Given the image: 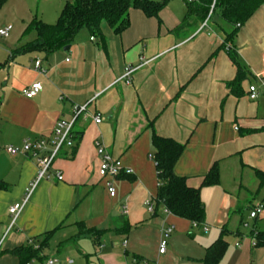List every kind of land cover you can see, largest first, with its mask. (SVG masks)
<instances>
[{
    "label": "crops",
    "instance_id": "crops-1",
    "mask_svg": "<svg viewBox=\"0 0 264 264\" xmlns=\"http://www.w3.org/2000/svg\"><path fill=\"white\" fill-rule=\"evenodd\" d=\"M69 1L0 5V30L12 27L6 39L0 38V264H19L12 252L26 246L40 249L44 258L27 264L52 259L78 264V257L87 264H201L222 230L227 250L219 264H264V246H252L251 236L252 231L264 234V208L252 230L239 228L249 209L264 206V185L259 187L255 176L264 174V96L250 101L246 94L255 76L264 73V4L233 28L208 18L187 19L185 4L192 0H165L159 21L131 10L129 27L119 36L103 24L104 45L81 29L65 52H16L36 39L35 32L25 34L34 19L54 24ZM228 51L241 68L236 85H231L237 68ZM143 61L126 83L124 70ZM34 82L41 90L28 100L21 92ZM83 106L74 124V148L59 153L50 178L38 184L11 225L8 209L21 201L37 167L31 155L6 149H20L26 139H46L50 148L56 122L70 120L73 108ZM152 133L184 145L173 173L199 190L203 227L155 204ZM97 143L131 174L100 178ZM214 164L219 183L203 187ZM107 183L115 190L113 198ZM78 223L103 231L97 244L88 235L75 237ZM168 227L173 230L165 236ZM162 239L166 250L160 255Z\"/></svg>",
    "mask_w": 264,
    "mask_h": 264
},
{
    "label": "trees",
    "instance_id": "trees-1",
    "mask_svg": "<svg viewBox=\"0 0 264 264\" xmlns=\"http://www.w3.org/2000/svg\"><path fill=\"white\" fill-rule=\"evenodd\" d=\"M4 1L0 0V5ZM164 4L165 0L162 2L151 0H71L64 4L54 24L48 25L39 19H34L28 25L25 34L35 32L36 39L22 45L16 52L38 51L50 54L56 50L69 47L81 29L88 30L104 45L105 39L101 31L103 24L114 35L119 36L129 27V13L131 10L139 11L146 18L159 21V13ZM263 4L264 0H192L185 4L186 17L187 19L196 17L200 23L207 18L208 21L217 20L224 25L235 28L236 25H244ZM234 33L235 31L229 34L227 40ZM228 54L237 68L236 78L231 84L236 85L242 78L241 68L231 52ZM74 135L76 140V133ZM151 144L154 151L153 159L156 165L158 183L155 204H161L166 213L176 218L186 220L196 225V227H203L205 211L200 200L199 190L189 187L184 178L177 177L173 173V168L183 153L184 145L171 139L161 138L154 133L151 136ZM255 176L259 187H262L264 185V174L256 172ZM218 183V167L214 164L203 177L201 185L208 187L215 186ZM0 189H4L1 182ZM76 227L77 235L75 237L88 235L92 238L94 244L98 243L99 236L103 233V231H97L94 228L86 229L83 223L76 224ZM126 228L127 226L124 230ZM226 234V230L221 231L218 239L206 249L204 258L200 261L201 264H219L227 250ZM255 240L256 245L264 246V234L257 232ZM45 242L46 239L42 244L44 245ZM65 243H61L60 247ZM39 253L40 249H34L32 246L21 247L12 252L18 258L19 264H27L32 260L42 262L44 258Z\"/></svg>",
    "mask_w": 264,
    "mask_h": 264
},
{
    "label": "built area",
    "instance_id": "built-area-1",
    "mask_svg": "<svg viewBox=\"0 0 264 264\" xmlns=\"http://www.w3.org/2000/svg\"><path fill=\"white\" fill-rule=\"evenodd\" d=\"M206 21L203 23L202 27H205ZM239 25H236V28H239ZM12 30L11 26H6L0 30V38L6 39ZM93 40V39H91ZM142 60V59H141ZM146 64V62H141L137 67H128L124 70V74L122 76L123 79L126 80V83L130 82L131 75L138 70L141 66ZM35 70L39 69V62L36 61L34 64ZM41 90V86L38 82L32 83L30 86L22 90L21 94L24 98L31 100L36 97V95ZM247 98L250 101L257 100L260 96H264V73L261 76H255V80L253 83L249 84L246 89ZM85 111V107H75L72 110V117L70 120H58L55 124L52 133V141L50 142L46 139H39L36 141H31L26 139L22 142L20 149L7 148L6 152L9 154L21 153L24 155H31L36 162L37 172L35 179L29 184L27 189L25 190L24 196L19 203L12 205L8 209V214L12 218L11 225L14 224L17 217L21 214L23 209L25 208L27 202L31 198L38 184L43 180H48L50 178V168L55 160V158L59 155L63 150H69L74 146L75 135H74V124L77 118ZM95 124L100 123L99 115L95 116L94 120ZM96 153L99 157V168L98 175L103 179H115L120 174L130 175L131 171L128 169H124L121 166V163L118 160L113 159L104 149V147L100 144H96ZM54 178L56 181H62V177L60 174H55ZM106 189L109 197L113 198L115 196V190L112 187V184L107 183ZM145 206L147 208V212L149 214L153 213V206L149 201L145 202ZM263 205L257 204L253 208L248 211V219L255 220L262 212ZM125 214V209L122 211ZM193 227L196 225L193 224ZM173 228L168 227L163 231V235H169L172 232ZM205 230V229H204ZM257 233L256 231L252 232V246H256L257 242L255 240ZM166 250V241L162 239L159 244L158 253L160 255L164 254ZM56 260H48L46 264H55Z\"/></svg>",
    "mask_w": 264,
    "mask_h": 264
},
{
    "label": "rangeland",
    "instance_id": "rangeland-1",
    "mask_svg": "<svg viewBox=\"0 0 264 264\" xmlns=\"http://www.w3.org/2000/svg\"><path fill=\"white\" fill-rule=\"evenodd\" d=\"M263 208H264V206H263ZM257 222L259 223V221H257ZM252 224H253V220H249L246 215H243V223L239 226V228L242 232L243 231L249 232L250 230H252ZM204 231H206V230H204ZM77 260H78V264H87V262L85 260H83L81 257H78ZM75 264H77V263H75Z\"/></svg>",
    "mask_w": 264,
    "mask_h": 264
},
{
    "label": "water",
    "instance_id": "water-1",
    "mask_svg": "<svg viewBox=\"0 0 264 264\" xmlns=\"http://www.w3.org/2000/svg\"><path fill=\"white\" fill-rule=\"evenodd\" d=\"M67 50H68V47H65V48L63 49L64 52L67 51Z\"/></svg>",
    "mask_w": 264,
    "mask_h": 264
}]
</instances>
